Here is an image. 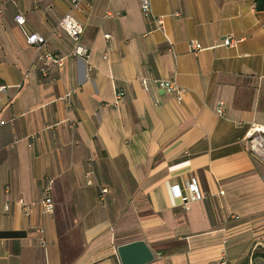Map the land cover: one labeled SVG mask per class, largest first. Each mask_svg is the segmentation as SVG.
I'll use <instances>...</instances> for the list:
<instances>
[{
    "label": "crops",
    "instance_id": "1",
    "mask_svg": "<svg viewBox=\"0 0 264 264\" xmlns=\"http://www.w3.org/2000/svg\"><path fill=\"white\" fill-rule=\"evenodd\" d=\"M80 8L0 0V264H121L117 246L140 239L150 264H264V165L246 143L250 124L264 125V11L152 0L159 29L139 0ZM68 12L87 60L59 27ZM20 13L63 67L42 73ZM191 40L204 49L192 53ZM156 78L175 79L183 101L146 90ZM50 181L55 212L43 214ZM192 181L202 198L185 209L172 187ZM20 200L38 204L27 215Z\"/></svg>",
    "mask_w": 264,
    "mask_h": 264
},
{
    "label": "built area",
    "instance_id": "2",
    "mask_svg": "<svg viewBox=\"0 0 264 264\" xmlns=\"http://www.w3.org/2000/svg\"><path fill=\"white\" fill-rule=\"evenodd\" d=\"M75 9L80 8V3L83 0H68ZM140 8L142 14L145 18H151L155 23L156 28H162V17L155 16L152 9V0H139ZM180 13H176L179 15ZM15 21L20 27L24 29L26 23L25 16L20 13L16 15ZM60 29L74 42V48L72 50V55L82 59H88L90 56V48L81 43V35L83 34L84 27L82 23L73 15V13H66L59 22ZM27 43L33 46H36L38 49V59L43 62L42 73L44 75L48 74V69L51 65H57L58 67H63L65 65L66 56L50 53L45 51L46 39L39 33H29L25 31ZM107 37L110 35L107 34ZM237 40L234 38L226 37L223 41V44L228 47H235ZM190 51L194 54L202 51L204 46L197 40H191L189 42ZM150 84L160 87L164 91L171 94L178 103L182 102L184 95L187 90L181 87L175 79H143V85L146 90H149ZM6 89V86L0 85V94L3 93ZM226 111V102L220 101L217 105V112L220 116H223ZM246 143L248 150L258 158V160L264 165V125L252 122L246 133ZM174 196L180 198L183 202V207L185 209L189 208V205L193 201H198L202 198L201 193L198 190V187L194 181L188 182L187 184V193H183L179 186L175 185L172 187ZM52 190V181L49 182L47 186V192L44 198L40 201V206L42 208L43 214H53L55 212V202L51 195ZM19 203L24 208V211L27 215L30 214L33 206L37 205L36 203L25 204L23 201ZM42 244L46 243L44 238L41 239ZM225 263V262H224Z\"/></svg>",
    "mask_w": 264,
    "mask_h": 264
},
{
    "label": "water",
    "instance_id": "3",
    "mask_svg": "<svg viewBox=\"0 0 264 264\" xmlns=\"http://www.w3.org/2000/svg\"><path fill=\"white\" fill-rule=\"evenodd\" d=\"M121 264H150L155 260V252L145 240H134L117 246Z\"/></svg>",
    "mask_w": 264,
    "mask_h": 264
},
{
    "label": "trees",
    "instance_id": "4",
    "mask_svg": "<svg viewBox=\"0 0 264 264\" xmlns=\"http://www.w3.org/2000/svg\"><path fill=\"white\" fill-rule=\"evenodd\" d=\"M255 6L257 10L264 11V0H255Z\"/></svg>",
    "mask_w": 264,
    "mask_h": 264
}]
</instances>
